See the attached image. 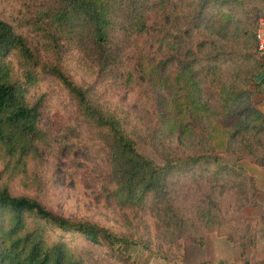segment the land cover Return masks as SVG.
Returning a JSON list of instances; mask_svg holds the SVG:
<instances>
[{
	"label": "trees",
	"instance_id": "16d2710c",
	"mask_svg": "<svg viewBox=\"0 0 264 264\" xmlns=\"http://www.w3.org/2000/svg\"><path fill=\"white\" fill-rule=\"evenodd\" d=\"M33 2L36 10L25 24L34 32L39 47L54 55L71 47L87 60L94 76L84 84L71 80L57 61L39 60L25 36L0 18V157L5 160L8 174L14 177L26 172L27 162L50 146L49 132L39 126V103L25 98L27 88L33 84L34 71L41 68L56 77L72 100L80 122L105 150L103 166L94 177L106 200L120 209L148 211V219L161 222L160 227H179L182 218L173 206L175 186L180 176L193 182L192 175L200 178L205 174V191L200 192L199 199L205 205L196 206L193 235L183 237L202 244L206 232L230 228L235 214L247 202L245 193L252 179L242 167L223 162L219 153H253L254 143L258 142L255 122H264L245 88L264 67L251 51L255 47L257 19L262 16L250 7V0ZM237 23L243 27L240 33L251 39L245 42L247 47H215L212 37H224L232 25L231 33L237 36ZM200 28L210 40L197 37ZM205 43L209 47L203 51ZM10 55L19 57L16 64L11 62ZM167 63L172 64L164 75ZM222 65L231 73L227 76L228 72L222 71L221 75L231 80L220 83V104L215 107L200 98L199 85L209 78L203 86L205 93L210 94L211 87L220 79ZM15 67L24 76L23 82ZM113 79L125 88L143 85L147 107L159 114L158 125L178 140L192 137V120L205 117L199 128V152L173 153L162 164L139 154L126 122L102 97L100 89ZM238 81L242 85L237 86ZM163 85L172 91L170 98L154 104L153 98ZM54 138L53 150L60 157L73 142L66 137ZM227 190L231 192L225 205H230L229 213L220 207L225 204L222 200ZM41 223L78 233L94 244L100 238H108L112 244L141 243L94 222L65 217L47 209L35 197L13 195L5 185H0V264H77L67 257L60 241L45 234ZM169 240L173 241L170 237ZM141 247L150 248L148 243ZM153 248L156 251L152 252L164 260L180 258L158 252L157 246Z\"/></svg>",
	"mask_w": 264,
	"mask_h": 264
},
{
	"label": "rangeland",
	"instance_id": "374dc122",
	"mask_svg": "<svg viewBox=\"0 0 264 264\" xmlns=\"http://www.w3.org/2000/svg\"><path fill=\"white\" fill-rule=\"evenodd\" d=\"M32 3H34L33 0H0V18L9 22L25 36L39 60L57 61L62 72L71 80L79 84L90 82L94 75L89 72L87 60L76 50L71 47L64 48L54 55L39 47L34 39V32L25 24L26 20L31 18L30 14L36 10L35 4ZM249 5L264 20V0H250ZM236 26L237 36L231 33L234 27L232 25L224 37L219 38L218 35L212 37L215 47L246 48L245 42L248 43L251 39L248 38V34L240 33L242 25L237 23ZM204 31L200 28L197 37L210 40L211 37L208 38ZM208 47L209 44L205 43L202 50L205 51ZM253 50L254 46L251 47L254 53ZM258 57V62H262L264 55ZM9 58L15 64L16 60H19V57L14 55H10ZM171 64L167 63L163 67L164 75L168 74ZM14 70L21 76L20 81L23 82L24 76L20 75V70L16 67ZM222 71L228 72L227 76L231 73L225 65H222L219 72L220 79L216 80V84L211 87L210 94L205 93L203 86L209 78L201 80L199 85L200 98L202 97L208 104L215 107L220 104L217 94L220 83H229L231 80V78L227 79L225 74L221 75ZM34 74L33 84L27 88L25 98L29 102L39 103V126L44 132H49L47 137L50 146L41 151L39 157L27 162L26 172H21L14 177L8 174V167H4L5 160L0 157V185H5L13 195L35 197L47 209L65 217L88 220L107 228L116 235H123L141 242L140 244L138 242L112 244L108 238H100L99 243L94 244L78 233L63 232L41 223L45 234L50 239L60 241L67 257L76 261L77 264H144L148 258H161L155 254L156 252H152V250L156 251L154 246L159 247L158 252L168 257L180 255L181 258L184 251L187 255L190 254V246L198 243L183 236L193 235L195 231L192 218L196 213V206L200 203L205 205L204 200L199 201L200 192L205 191V174L200 178L192 175L193 182L186 181L187 178L180 176L175 186L173 206L177 208V214L182 218L179 227H160L161 222L155 223L154 219H148V211L118 208L104 198V192L101 191L100 184L94 177L95 171L103 166L104 148L80 122L72 100L56 77L44 72L41 68H36ZM97 84L99 79H96ZM236 85L240 86L242 82L238 81ZM141 87L143 85L135 84L131 88H125L113 79L104 89H100L103 90V99L126 122V128L135 141L134 147L138 153L156 164H162L165 158L173 153L182 155L188 152H199L202 144L199 128L201 123H204L205 117L202 120L197 118L192 120V137H182L178 140L175 134L171 135L170 132L163 130L160 124L158 125L159 114L152 113L151 108L147 107ZM245 88L251 103L254 104L256 89L254 82H250ZM94 90L100 91L97 87H94ZM171 93L172 91L166 85L161 86L153 98V103L156 104L161 100L163 103L164 99L170 98ZM58 136L70 138L73 142L71 147H67L65 152L60 154V157H57L53 150L54 137ZM238 155L221 152L219 158L225 163L238 167L240 163L244 164L243 161L239 163L241 156ZM230 195L231 192L227 190L222 200L225 204H220L222 209L225 208V213L231 211L230 205L225 206ZM157 225L158 228H156ZM169 237L173 239L172 242ZM146 243L149 244V249L141 247Z\"/></svg>",
	"mask_w": 264,
	"mask_h": 264
},
{
	"label": "crops",
	"instance_id": "0c3cea01",
	"mask_svg": "<svg viewBox=\"0 0 264 264\" xmlns=\"http://www.w3.org/2000/svg\"><path fill=\"white\" fill-rule=\"evenodd\" d=\"M263 61L260 62L264 64ZM264 67L259 70L263 71ZM258 72V73H259ZM264 74L254 78V107L264 117ZM257 133L253 153L238 155L244 164L238 165L251 177L252 184L245 193L247 202L235 214L230 228L211 230L204 235V241L193 243L191 253L177 260L151 257L144 264H264V122L256 121ZM230 153V152H226ZM233 154V153H230ZM251 204V205H248Z\"/></svg>",
	"mask_w": 264,
	"mask_h": 264
},
{
	"label": "built area",
	"instance_id": "2783aa9c",
	"mask_svg": "<svg viewBox=\"0 0 264 264\" xmlns=\"http://www.w3.org/2000/svg\"><path fill=\"white\" fill-rule=\"evenodd\" d=\"M254 36V53L256 56H262L264 55V20L261 17L257 19V27Z\"/></svg>",
	"mask_w": 264,
	"mask_h": 264
},
{
	"label": "water",
	"instance_id": "95a60500",
	"mask_svg": "<svg viewBox=\"0 0 264 264\" xmlns=\"http://www.w3.org/2000/svg\"><path fill=\"white\" fill-rule=\"evenodd\" d=\"M262 74H264V70H263V71H260V72L255 76V79H258Z\"/></svg>",
	"mask_w": 264,
	"mask_h": 264
}]
</instances>
